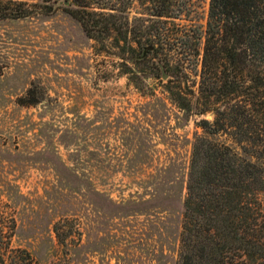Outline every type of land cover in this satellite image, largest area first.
<instances>
[{
  "label": "rangeland",
  "instance_id": "1",
  "mask_svg": "<svg viewBox=\"0 0 264 264\" xmlns=\"http://www.w3.org/2000/svg\"><path fill=\"white\" fill-rule=\"evenodd\" d=\"M72 1L144 17L150 6ZM51 3L0 0V264H175L197 122L214 114L184 118L157 78L135 87L115 31L95 42ZM165 3L204 26L209 0ZM198 70L184 78L192 90ZM152 192L165 199L140 204Z\"/></svg>",
  "mask_w": 264,
  "mask_h": 264
},
{
  "label": "trees",
  "instance_id": "2",
  "mask_svg": "<svg viewBox=\"0 0 264 264\" xmlns=\"http://www.w3.org/2000/svg\"><path fill=\"white\" fill-rule=\"evenodd\" d=\"M146 1L145 17L130 16L127 5L51 0L48 7L55 12L67 3L66 12L95 42L104 44L115 31V53L127 72L125 61L135 66L138 89L157 78L184 118L214 114L197 122L202 133L192 142L175 264H264V0H209L204 26L176 22L179 3ZM197 66L192 90L184 78ZM150 196L140 204L162 197ZM135 203L115 205L132 214L127 205Z\"/></svg>",
  "mask_w": 264,
  "mask_h": 264
}]
</instances>
